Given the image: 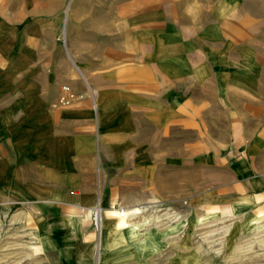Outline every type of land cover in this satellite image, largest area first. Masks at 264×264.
<instances>
[{
  "label": "crops",
  "instance_id": "1",
  "mask_svg": "<svg viewBox=\"0 0 264 264\" xmlns=\"http://www.w3.org/2000/svg\"><path fill=\"white\" fill-rule=\"evenodd\" d=\"M246 4L0 0V219L47 264H181L197 256L191 225L264 222ZM167 200L188 201L189 227L114 209Z\"/></svg>",
  "mask_w": 264,
  "mask_h": 264
},
{
  "label": "rangeland",
  "instance_id": "2",
  "mask_svg": "<svg viewBox=\"0 0 264 264\" xmlns=\"http://www.w3.org/2000/svg\"><path fill=\"white\" fill-rule=\"evenodd\" d=\"M246 5L255 9V14L258 15L255 41L261 59L259 75L262 95L261 118L264 124V0H247ZM117 207L119 206H115ZM133 208H139L140 213H128L125 217H120L117 213V217L123 219L124 225L126 222H135L143 224L144 228H164L176 222H184V229L191 225L187 221V214L192 208L187 200L145 203L125 210ZM93 217L94 212V224ZM191 226L196 240L197 256L191 259L182 258L181 264H264V222L234 229L230 220L213 219ZM21 234L17 228L8 227V224L0 219V264H47L48 260L38 251V246Z\"/></svg>",
  "mask_w": 264,
  "mask_h": 264
},
{
  "label": "built area",
  "instance_id": "3",
  "mask_svg": "<svg viewBox=\"0 0 264 264\" xmlns=\"http://www.w3.org/2000/svg\"><path fill=\"white\" fill-rule=\"evenodd\" d=\"M63 88L69 93V96L70 97H73V93L70 92V89L68 86H63ZM117 213L119 214L120 217H125V214H128V213H140L139 212V208H133V209H130L129 211H126L124 210L123 208L121 207H117V208H114ZM174 216V215H172ZM94 224H95V227L98 229L99 228V225H100V220H101V214H100V211H99V215L97 214V211H94Z\"/></svg>",
  "mask_w": 264,
  "mask_h": 264
},
{
  "label": "bare ground",
  "instance_id": "4",
  "mask_svg": "<svg viewBox=\"0 0 264 264\" xmlns=\"http://www.w3.org/2000/svg\"><path fill=\"white\" fill-rule=\"evenodd\" d=\"M96 211H97V214L99 215V211H100V210H99V209H96Z\"/></svg>",
  "mask_w": 264,
  "mask_h": 264
}]
</instances>
